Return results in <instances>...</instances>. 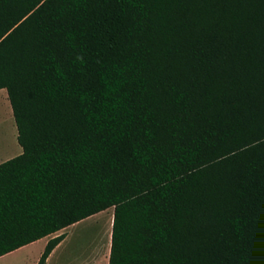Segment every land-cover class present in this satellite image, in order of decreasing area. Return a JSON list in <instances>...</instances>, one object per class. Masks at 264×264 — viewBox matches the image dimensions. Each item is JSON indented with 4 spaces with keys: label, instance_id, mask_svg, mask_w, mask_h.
Returning <instances> with one entry per match:
<instances>
[{
    "label": "trees",
    "instance_id": "16d2710c",
    "mask_svg": "<svg viewBox=\"0 0 264 264\" xmlns=\"http://www.w3.org/2000/svg\"><path fill=\"white\" fill-rule=\"evenodd\" d=\"M0 89V256L113 207L109 264H264V0H0Z\"/></svg>",
    "mask_w": 264,
    "mask_h": 264
},
{
    "label": "crops",
    "instance_id": "0c3cea01",
    "mask_svg": "<svg viewBox=\"0 0 264 264\" xmlns=\"http://www.w3.org/2000/svg\"><path fill=\"white\" fill-rule=\"evenodd\" d=\"M3 91L6 92V100L9 102V104H11L7 90L5 89ZM15 128L16 129L14 132H10L7 125L0 129V163L16 157L23 152V148L19 144L17 138V126ZM94 217L95 215H92L62 230H59L54 234L43 237L14 251L4 254L0 256V264H37L48 240L60 234H64L65 236L52 250L47 258L46 264H109L114 212L110 218L107 240L104 237L98 244L94 246V248L91 249V251L90 248H88L84 243L82 233L77 235L74 233V230L78 228L85 220H90ZM38 244H40L39 249L37 250L36 255L31 258L28 252L33 246Z\"/></svg>",
    "mask_w": 264,
    "mask_h": 264
},
{
    "label": "rangeland",
    "instance_id": "374dc122",
    "mask_svg": "<svg viewBox=\"0 0 264 264\" xmlns=\"http://www.w3.org/2000/svg\"><path fill=\"white\" fill-rule=\"evenodd\" d=\"M2 89L0 90V129L6 125L9 127L10 132H14L16 129V122L13 116L11 104L6 100V92ZM114 208L110 207L104 211L95 214V217L90 220H85L78 228L74 230V233H82L83 241L90 251L96 244H98L104 237L108 238V226L110 223V218ZM82 231V232H81ZM39 245L33 246L28 254L33 258Z\"/></svg>",
    "mask_w": 264,
    "mask_h": 264
},
{
    "label": "bare ground",
    "instance_id": "6f19581e",
    "mask_svg": "<svg viewBox=\"0 0 264 264\" xmlns=\"http://www.w3.org/2000/svg\"><path fill=\"white\" fill-rule=\"evenodd\" d=\"M11 134V133H10ZM12 137V136H11ZM8 138H10V137H8Z\"/></svg>",
    "mask_w": 264,
    "mask_h": 264
}]
</instances>
